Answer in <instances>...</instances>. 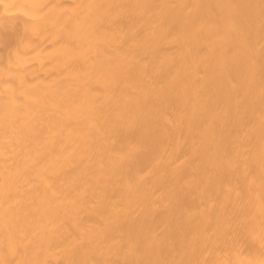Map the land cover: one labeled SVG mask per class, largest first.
Listing matches in <instances>:
<instances>
[{"label": "bare ground", "instance_id": "1", "mask_svg": "<svg viewBox=\"0 0 264 264\" xmlns=\"http://www.w3.org/2000/svg\"><path fill=\"white\" fill-rule=\"evenodd\" d=\"M0 264H264V0H0Z\"/></svg>", "mask_w": 264, "mask_h": 264}]
</instances>
